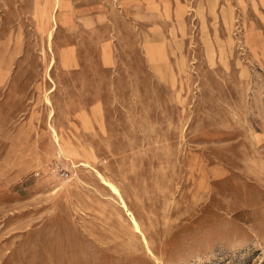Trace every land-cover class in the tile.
I'll list each match as a JSON object with an SVG mask.
<instances>
[{
	"label": "rangeland",
	"instance_id": "rangeland-1",
	"mask_svg": "<svg viewBox=\"0 0 264 264\" xmlns=\"http://www.w3.org/2000/svg\"><path fill=\"white\" fill-rule=\"evenodd\" d=\"M0 264H264V0H0Z\"/></svg>",
	"mask_w": 264,
	"mask_h": 264
},
{
	"label": "bare ground",
	"instance_id": "bare-ground-1",
	"mask_svg": "<svg viewBox=\"0 0 264 264\" xmlns=\"http://www.w3.org/2000/svg\"><path fill=\"white\" fill-rule=\"evenodd\" d=\"M110 185H111L110 190L113 192V194H115V196L119 200V203L122 205V207L125 209V211L129 215V223H130L131 227L133 228L135 234L138 235L140 233V236H141L143 242L145 243L146 247L151 251L148 238H147L144 230H142L141 222L139 221L138 217L135 215V213L129 207V204H128L125 196H124L122 189L120 187H118L115 183H111ZM79 239H80V237H79Z\"/></svg>",
	"mask_w": 264,
	"mask_h": 264
}]
</instances>
